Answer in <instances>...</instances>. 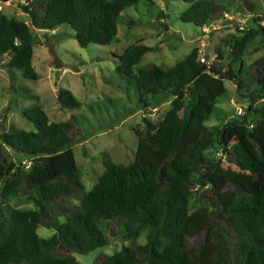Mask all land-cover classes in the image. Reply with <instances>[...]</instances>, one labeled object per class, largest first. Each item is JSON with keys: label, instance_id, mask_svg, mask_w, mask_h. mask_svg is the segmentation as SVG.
<instances>
[{"label": "trees", "instance_id": "1", "mask_svg": "<svg viewBox=\"0 0 264 264\" xmlns=\"http://www.w3.org/2000/svg\"><path fill=\"white\" fill-rule=\"evenodd\" d=\"M183 1L188 7L180 19L199 27L233 12L223 0ZM138 2L28 0L18 6L29 23L0 11V67L37 80L34 29L52 31L66 24L81 47L110 44L118 40L121 12ZM234 12L250 16L247 28L206 52L210 58L213 51L222 64L200 62L194 46L167 68L147 63L133 73L153 49L143 39L115 56V71L134 87L139 106L146 109L163 97L169 98L168 107L137 133L134 160L115 163L104 153L103 171L89 190L72 149L83 136L75 116L50 121L36 103L22 109L32 131L6 130L0 119V264H81L76 253L111 244L120 234L128 244L111 254L99 252L91 264H264V53L250 64L243 59L256 40L260 46L253 51L264 49V11L243 0ZM224 79L234 84V100L245 104L244 113L208 126L225 91ZM55 99L61 109L81 106L67 88H57ZM228 132L230 162L249 172L242 178L224 173L217 156L230 152ZM2 146L17 155V162L3 158ZM24 159L31 161L27 168ZM18 197L35 208H8V201ZM38 226L54 234L40 237ZM142 233L145 243L139 244Z\"/></svg>", "mask_w": 264, "mask_h": 264}, {"label": "rangeland", "instance_id": "2", "mask_svg": "<svg viewBox=\"0 0 264 264\" xmlns=\"http://www.w3.org/2000/svg\"><path fill=\"white\" fill-rule=\"evenodd\" d=\"M231 11L243 0H223ZM255 2L260 11H264V0H250ZM2 12L10 18L29 23L28 16L22 12L15 0L2 4ZM188 7L183 0H139L135 6L126 7L119 16L117 24V39L110 44H89L81 47L73 37V30L66 24L57 26L53 31L33 30L34 46L32 65L39 78L25 79L19 70L11 72L0 70V119H5L6 130L24 129L34 130L32 123L27 121L22 109L36 103L41 104L50 121H63L75 116L83 128V136L72 145L75 160L82 172V182L89 190L103 171L102 158L106 153L115 163L126 164L135 158L138 132L147 128V121L156 123L168 107L169 98L157 97L151 101L146 109L139 106L138 96L134 87L122 79L115 71L116 55L122 53L128 46L139 39L153 49L146 52L132 67L133 73L147 63H154L167 68L183 59L197 43L200 27L193 23L184 22L180 14ZM239 14L240 18L249 15ZM159 14L162 17L159 19ZM134 21L129 26L126 21ZM169 28L163 30L161 24ZM264 24V22H263ZM167 33H177L180 39L166 37ZM234 26L225 27L212 34L210 50L214 44L230 34H236ZM212 45V46H211ZM256 40L243 59L250 64L255 58L264 53ZM212 64H222L225 61L210 58ZM224 93L215 103V111L206 122L208 126H220L225 120L239 118L237 109L245 110V104H238L234 100L235 86L224 79ZM57 88H67L80 101L77 109H61L56 103ZM37 98L30 99L28 96ZM230 152L218 153L224 173L234 177L249 174L248 171L238 169L230 162L232 157V135L226 134ZM2 155L6 160L17 162V155L2 146ZM25 167L30 165V159H24ZM7 207L27 210L34 209L30 200L18 197L8 201ZM7 215V209L4 207ZM40 237L48 238L54 230L38 226L36 230ZM137 243H145V233L136 239ZM121 234L115 237L111 244L94 249L86 254H75L81 264H91L99 252L113 253L123 245H127Z\"/></svg>", "mask_w": 264, "mask_h": 264}, {"label": "built area", "instance_id": "3", "mask_svg": "<svg viewBox=\"0 0 264 264\" xmlns=\"http://www.w3.org/2000/svg\"><path fill=\"white\" fill-rule=\"evenodd\" d=\"M18 4H26L28 0H15ZM247 17L240 18L239 14L234 12H224L222 17L217 21L211 22L210 24H205L200 27V35L197 36V53L198 60L206 65H211L210 58H213L214 52H210V58H206V52L209 50V46L212 40V34L219 29L234 26L239 31H244L247 26L245 19ZM244 111L241 108L237 109L236 114L241 115Z\"/></svg>", "mask_w": 264, "mask_h": 264}, {"label": "water", "instance_id": "4", "mask_svg": "<svg viewBox=\"0 0 264 264\" xmlns=\"http://www.w3.org/2000/svg\"><path fill=\"white\" fill-rule=\"evenodd\" d=\"M166 37L171 38V39H180L181 38V36L177 33H167Z\"/></svg>", "mask_w": 264, "mask_h": 264}, {"label": "crops", "instance_id": "5", "mask_svg": "<svg viewBox=\"0 0 264 264\" xmlns=\"http://www.w3.org/2000/svg\"><path fill=\"white\" fill-rule=\"evenodd\" d=\"M6 3H8V2H5V3H0V11L2 12V4H6ZM3 13V12H2ZM6 15V14H5ZM53 31V30H52ZM213 52V51H212ZM0 70H3L4 72H7L4 68H1L0 67Z\"/></svg>", "mask_w": 264, "mask_h": 264}]
</instances>
